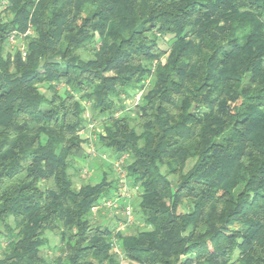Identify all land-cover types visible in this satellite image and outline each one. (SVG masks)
<instances>
[{
  "label": "trees",
  "instance_id": "trees-1",
  "mask_svg": "<svg viewBox=\"0 0 264 264\" xmlns=\"http://www.w3.org/2000/svg\"><path fill=\"white\" fill-rule=\"evenodd\" d=\"M85 104L138 188L126 264H264V0H0V264H119L111 170L74 186Z\"/></svg>",
  "mask_w": 264,
  "mask_h": 264
},
{
  "label": "built area",
  "instance_id": "built-area-1",
  "mask_svg": "<svg viewBox=\"0 0 264 264\" xmlns=\"http://www.w3.org/2000/svg\"><path fill=\"white\" fill-rule=\"evenodd\" d=\"M32 35V31H27L25 34L18 36L17 38L12 35L7 41V47L11 50H19L23 58L26 57L25 39L27 36ZM141 92L138 93L133 100V108L139 102ZM86 108L84 119L85 127L80 131L85 139V155L88 158H100L104 162L109 163L110 170L115 181V188L110 195L100 199L98 204L92 208V217H101L108 223L114 226V237L112 239V251L118 256L119 264H126L124 255L119 247L116 234L124 233L135 223V216L133 210V200L139 194L137 187H131L125 165L128 162L127 156L122 155L120 157H113L108 159V154H101L97 149V134L95 130L96 122L93 121L92 115L88 112L89 104L84 105ZM130 107L126 110L128 111ZM119 113H116L114 117H118ZM88 132V136H84ZM91 175V172L86 165L80 167L81 179H87Z\"/></svg>",
  "mask_w": 264,
  "mask_h": 264
},
{
  "label": "rangeland",
  "instance_id": "rangeland-1",
  "mask_svg": "<svg viewBox=\"0 0 264 264\" xmlns=\"http://www.w3.org/2000/svg\"><path fill=\"white\" fill-rule=\"evenodd\" d=\"M160 47L162 49H166L168 48V44L167 42H164L162 41L160 43ZM7 49L9 51H14V50H11L10 48L7 47ZM80 55L83 59H88L90 58L91 54L90 53H85V52H80ZM61 87H59V90L61 91ZM132 93V92H131ZM48 94V92H47ZM46 94V95H47ZM133 95V94H132ZM88 112L94 116V110L92 109L91 105L88 106ZM120 114H122L120 112ZM96 122V125H95V130H96V134L100 133L102 131V124H101V121L99 120V118H97L95 120ZM84 136H88V132H86V134ZM83 137V135H82ZM84 149H86L85 145L83 147ZM87 150V149H86ZM85 150V151H86ZM99 152H103V151H100L98 149ZM108 164V163H107ZM191 164V163H190ZM76 167L80 168L81 166H84L86 165L87 168L89 169V171L91 172V175L89 178L87 179H81L80 178H77L74 180V186L75 188H79L81 185L83 184H87V183H97L100 178H101V175L103 173V171H105L107 168L110 169L109 165L106 166V164H104V161L101 160L100 158H88V157H85L83 159H78L77 162H76ZM109 173V179H113V176L111 172H108ZM113 189H111L110 192H112ZM139 201V198H138V195L134 198V200L132 201L133 202V210H134V216H135V223L129 228L127 229L124 234L126 235H130V234H134L136 232H139V231H143V230H146L147 228L145 227L142 219H141V216L139 214V211H138V202ZM92 218V217H91ZM102 222V223H101ZM92 223L94 224H107V221H104L101 217H93L92 218ZM0 231H2V229L0 228ZM45 237L48 239V245L45 246V248L42 250V254L47 257V258H52L54 256H57L60 252H59V239L55 236H53L52 234L50 233H46ZM5 247V239H4V236H0V253L2 252V250L4 249Z\"/></svg>",
  "mask_w": 264,
  "mask_h": 264
},
{
  "label": "crops",
  "instance_id": "crops-1",
  "mask_svg": "<svg viewBox=\"0 0 264 264\" xmlns=\"http://www.w3.org/2000/svg\"><path fill=\"white\" fill-rule=\"evenodd\" d=\"M108 159L111 160V157L108 156ZM106 163H108V161H107ZM108 164H109V163H108ZM101 223H102V222H101Z\"/></svg>",
  "mask_w": 264,
  "mask_h": 264
}]
</instances>
